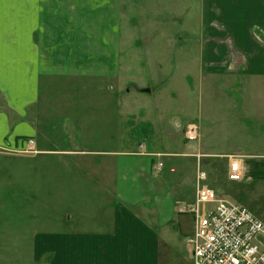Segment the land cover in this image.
Wrapping results in <instances>:
<instances>
[{
  "label": "crops",
  "instance_id": "obj_1",
  "mask_svg": "<svg viewBox=\"0 0 264 264\" xmlns=\"http://www.w3.org/2000/svg\"><path fill=\"white\" fill-rule=\"evenodd\" d=\"M155 1L193 21L206 77L264 83V0ZM123 3L0 0V150L40 153H0V212L10 214L0 242L13 245L16 261L27 254L29 264H166L175 256L170 245L182 241L184 219L191 221L183 211L194 202L196 156H204L203 166L211 156L202 142H167L146 127L142 148L95 140V83L128 68ZM170 121L173 131L196 127L179 116ZM5 163L11 204L3 202Z\"/></svg>",
  "mask_w": 264,
  "mask_h": 264
},
{
  "label": "rangeland",
  "instance_id": "obj_2",
  "mask_svg": "<svg viewBox=\"0 0 264 264\" xmlns=\"http://www.w3.org/2000/svg\"><path fill=\"white\" fill-rule=\"evenodd\" d=\"M173 6L170 2L155 0H125L120 6L122 41L127 38V32L130 46L125 52L127 55L121 57L129 60L124 61L128 68L120 67L115 80L95 83V140L130 141L129 145L142 148L149 140L147 132H142L146 127L149 134L158 133L167 142L173 140L189 147L202 142L211 153L210 159L203 160H206L205 166L199 163L208 172L210 186L218 196L245 207L264 224V83L237 77L215 82L206 77L199 67V37L189 25L193 21L174 18ZM63 86L66 87L52 85L51 88L66 91ZM155 107L157 116L151 110ZM146 111L152 112V116L147 117ZM178 116L194 122L200 139L186 143L187 127L183 132L172 130L170 119ZM151 119L156 120V126H151ZM68 136L73 140L72 135ZM237 152L251 157L244 161L252 179L250 184L235 185L226 181V159ZM0 153L10 157L40 154L35 149L2 148ZM3 167L1 172L7 176L3 181V202L11 204V174L5 173L10 164L5 163ZM42 199L37 197L35 205L42 203ZM9 215L0 212L1 229L5 228ZM191 221L184 219L182 241L170 245L175 256L165 259L166 264H191L190 249L185 243L192 231ZM170 229L176 231L175 225ZM24 257L25 260L16 261L13 245L6 240L0 242V264H29L27 254Z\"/></svg>",
  "mask_w": 264,
  "mask_h": 264
},
{
  "label": "built area",
  "instance_id": "obj_3",
  "mask_svg": "<svg viewBox=\"0 0 264 264\" xmlns=\"http://www.w3.org/2000/svg\"><path fill=\"white\" fill-rule=\"evenodd\" d=\"M184 138L196 142V127H188ZM202 157L196 156L194 202L183 211L192 220V233L186 238L191 264H264V224L245 207L217 195L208 183V172L199 164ZM250 158L237 152L226 159L229 184L252 182L244 164ZM161 169V164L154 167L156 172Z\"/></svg>",
  "mask_w": 264,
  "mask_h": 264
}]
</instances>
